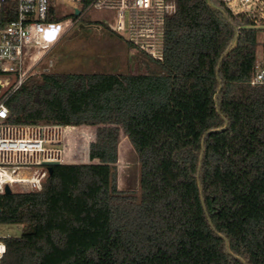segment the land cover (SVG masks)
Segmentation results:
<instances>
[{
	"label": "trees",
	"instance_id": "1",
	"mask_svg": "<svg viewBox=\"0 0 264 264\" xmlns=\"http://www.w3.org/2000/svg\"><path fill=\"white\" fill-rule=\"evenodd\" d=\"M173 1L163 61L126 39L141 71L43 73L12 95L100 127L89 163L55 166L40 191L0 193V224L23 226L4 238L2 264H264V85L251 84L264 28L225 0ZM70 17L52 9L53 22ZM13 19L1 11L0 29ZM15 110L30 121L58 111ZM125 113L137 191L114 175L109 124ZM74 130L67 144L91 133Z\"/></svg>",
	"mask_w": 264,
	"mask_h": 264
},
{
	"label": "built area",
	"instance_id": "2",
	"mask_svg": "<svg viewBox=\"0 0 264 264\" xmlns=\"http://www.w3.org/2000/svg\"><path fill=\"white\" fill-rule=\"evenodd\" d=\"M59 2L79 4L78 17L53 22L52 9ZM235 14H246L258 26L264 28V0H225ZM93 10L110 12L114 16L111 28L125 34L127 40L152 58L163 61L166 20L177 10L173 0H0V12L13 14L14 19L0 29V81L4 87L11 78L17 79L5 93H0V193L8 185L29 187L28 191H40L48 174L45 164L60 165L89 163V143L97 130L81 136L73 144L67 139L77 127L88 124H66L60 107L55 102L11 101L12 95L22 86L32 69L39 63L47 48L56 42L73 25ZM73 20V21H71ZM68 24L55 36L45 34ZM28 63V64H27ZM254 86L264 85V59L257 57ZM4 89V88H3ZM50 103L58 110L55 121L21 120L24 111L15 110L20 104ZM70 128V134L69 133ZM66 151L68 152L66 154ZM5 237L0 236V264L6 253Z\"/></svg>",
	"mask_w": 264,
	"mask_h": 264
},
{
	"label": "rangeland",
	"instance_id": "3",
	"mask_svg": "<svg viewBox=\"0 0 264 264\" xmlns=\"http://www.w3.org/2000/svg\"><path fill=\"white\" fill-rule=\"evenodd\" d=\"M77 6L79 4L59 2L56 13L60 17L69 16ZM85 18L92 24L81 21L71 22L73 25L70 24L65 33L44 52L39 63L30 71L26 82L32 79L39 80L43 73H129L142 70L132 62L135 51L126 42L125 34H121L124 37L121 38L119 35L111 34L104 24L96 23L102 21L111 27L114 22L112 13L93 10L85 15ZM259 39L258 49L264 50V30L260 33ZM16 82L17 79L12 77L2 93L9 90ZM113 165L118 189L137 191L136 154L128 139L119 141L118 159ZM28 190L29 187L21 186L13 189L14 192ZM22 230L21 224H0V236L2 237L20 236Z\"/></svg>",
	"mask_w": 264,
	"mask_h": 264
},
{
	"label": "water",
	"instance_id": "4",
	"mask_svg": "<svg viewBox=\"0 0 264 264\" xmlns=\"http://www.w3.org/2000/svg\"><path fill=\"white\" fill-rule=\"evenodd\" d=\"M75 13L78 15L79 14V10L77 9L75 11ZM4 88V83L2 81H0V93L1 91L3 90ZM218 96H219V93L216 95V101L218 100ZM127 120H128V115L127 113H125L120 119L110 123L109 125L110 126H113V127H117L120 129V134H119V141L121 140H127L128 139V133H127ZM100 126L99 125H96V124H88V125H85V128H89V129H92V130H98ZM224 128H219L217 129L216 131L217 132H221L222 130H224ZM205 138L206 136L204 137L203 139V152H204V142H205ZM203 152H202V155H203ZM201 162H202V157H201ZM200 162V163H201ZM47 166V170H48V173L51 174L52 171H53V168L57 165H60V163L58 162H52V163H47L45 164ZM199 187L201 189V183L199 182ZM13 190L10 188V186H6L5 187V193H12ZM228 244V242H227Z\"/></svg>",
	"mask_w": 264,
	"mask_h": 264
},
{
	"label": "bare ground",
	"instance_id": "5",
	"mask_svg": "<svg viewBox=\"0 0 264 264\" xmlns=\"http://www.w3.org/2000/svg\"><path fill=\"white\" fill-rule=\"evenodd\" d=\"M68 24V22L67 21H64L60 26H59V28H57V29H52V31L51 30H48L47 32H46V34H45V37H47L48 35H50V36H55V35H57L60 31L59 30H62L63 29V27L65 26V25H67ZM28 64V63H27Z\"/></svg>",
	"mask_w": 264,
	"mask_h": 264
},
{
	"label": "crops",
	"instance_id": "6",
	"mask_svg": "<svg viewBox=\"0 0 264 264\" xmlns=\"http://www.w3.org/2000/svg\"><path fill=\"white\" fill-rule=\"evenodd\" d=\"M261 54V55H260ZM257 56L259 57V58H264L263 56H264V50H260V49H258V51H257ZM137 183V182H136Z\"/></svg>",
	"mask_w": 264,
	"mask_h": 264
}]
</instances>
